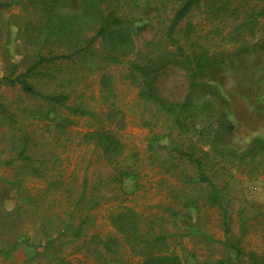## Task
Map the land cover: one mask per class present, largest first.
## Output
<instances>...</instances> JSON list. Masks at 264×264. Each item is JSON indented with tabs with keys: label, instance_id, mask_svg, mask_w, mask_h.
<instances>
[{
	"label": "rangeland",
	"instance_id": "rangeland-1",
	"mask_svg": "<svg viewBox=\"0 0 264 264\" xmlns=\"http://www.w3.org/2000/svg\"><path fill=\"white\" fill-rule=\"evenodd\" d=\"M141 14L151 19L154 11ZM20 16L19 7L0 11V78H15L36 60L34 47L19 35ZM190 20L209 32L201 11ZM155 27L151 23L135 34L138 49L153 38ZM258 27L244 44L209 34L217 63L200 77L227 95L232 129L225 142L238 151L264 137V20ZM103 74L113 77L112 97L102 91ZM126 75L125 67L109 66L86 72L74 84L69 104L84 105L94 116L60 107L56 113L51 103L19 85L0 86V264H136L139 258L129 247L112 255L97 238L120 237L110 216L126 209L138 214L148 235L167 233L183 264H239L227 240L243 249L239 261L247 264L252 254L264 264V159L213 162L211 175L230 215L226 235L222 210L206 200L209 189L187 182L196 172L172 151V143L185 136L166 115L139 100ZM31 81L47 94L61 89L54 81ZM157 83L171 101L187 95V72L180 65L164 67ZM99 129L117 136L123 156L111 162L88 142L85 135ZM129 171L133 174L120 175ZM79 226L83 234L75 237Z\"/></svg>",
	"mask_w": 264,
	"mask_h": 264
},
{
	"label": "trees",
	"instance_id": "trees-1",
	"mask_svg": "<svg viewBox=\"0 0 264 264\" xmlns=\"http://www.w3.org/2000/svg\"><path fill=\"white\" fill-rule=\"evenodd\" d=\"M256 1L255 4H251L252 0L0 2V11L14 6L20 8L19 35L26 45L36 50V60L17 77L0 78V86L19 85L26 94L51 103L56 113L60 107L74 115L94 116L95 113L84 105L69 104L75 91L74 84L83 79L86 72L103 71L109 66L125 67L126 76L137 87L139 100L166 115L173 128L185 136L186 140L172 143V151L196 172L187 182L209 189L206 200L222 210L225 234L228 235L231 232L230 215L211 175L213 162L244 164L257 158L264 159V137L252 139L240 151L228 146L225 134L232 129L226 119L229 99L220 86L200 77L217 63L215 54L211 53L209 34L228 37L229 44H244L247 36L256 35L264 20V0ZM149 9L154 11L153 17L143 18L141 13ZM196 11L202 12L208 24L206 34L201 24L190 20ZM151 23L156 25L155 34L145 42L144 49H138L135 34ZM256 47L257 44L251 45L253 50ZM170 64L180 65L187 72L188 92L181 101L164 97L157 83L161 70ZM65 67L70 69L66 73L62 71ZM31 80L54 81L61 89L47 94L37 89ZM101 85L107 97L115 95L111 75L103 74ZM85 138L102 150L111 162L123 156V145L113 132L99 129L87 133ZM132 174L130 171L120 173L123 176ZM97 205L98 202H94L92 208ZM139 220L138 214L131 209L112 213L110 223L120 237L108 235L103 239L98 236L99 243L112 255H119L122 248L129 247L139 258L136 264H183L170 249L168 234L160 231L148 235ZM83 230L79 226L74 236H82ZM224 244L239 264H246V261H239L244 253L237 243L227 240ZM227 262L220 260L216 264ZM247 264H263V260L251 254Z\"/></svg>",
	"mask_w": 264,
	"mask_h": 264
}]
</instances>
